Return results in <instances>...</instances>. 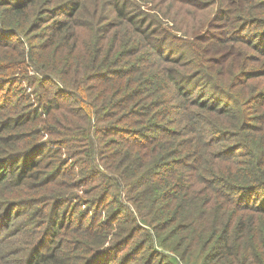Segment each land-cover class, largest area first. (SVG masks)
<instances>
[{"label":"trees","instance_id":"16d2710c","mask_svg":"<svg viewBox=\"0 0 264 264\" xmlns=\"http://www.w3.org/2000/svg\"><path fill=\"white\" fill-rule=\"evenodd\" d=\"M0 264H264V0H0Z\"/></svg>","mask_w":264,"mask_h":264}]
</instances>
